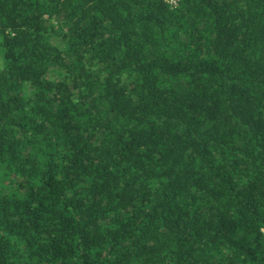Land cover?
<instances>
[{"label":"trees","instance_id":"trees-1","mask_svg":"<svg viewBox=\"0 0 264 264\" xmlns=\"http://www.w3.org/2000/svg\"><path fill=\"white\" fill-rule=\"evenodd\" d=\"M0 264H264V0H0Z\"/></svg>","mask_w":264,"mask_h":264}]
</instances>
